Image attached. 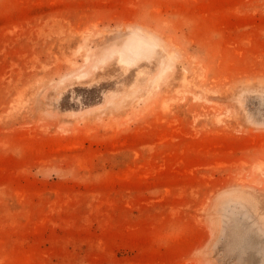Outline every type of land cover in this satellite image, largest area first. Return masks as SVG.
<instances>
[{
	"label": "rangeland",
	"instance_id": "374dc122",
	"mask_svg": "<svg viewBox=\"0 0 264 264\" xmlns=\"http://www.w3.org/2000/svg\"><path fill=\"white\" fill-rule=\"evenodd\" d=\"M0 264H264V0H0Z\"/></svg>",
	"mask_w": 264,
	"mask_h": 264
}]
</instances>
